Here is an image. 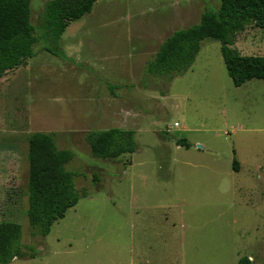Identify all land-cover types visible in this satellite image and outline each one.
Returning a JSON list of instances; mask_svg holds the SVG:
<instances>
[{
    "label": "rangeland",
    "instance_id": "obj_1",
    "mask_svg": "<svg viewBox=\"0 0 264 264\" xmlns=\"http://www.w3.org/2000/svg\"><path fill=\"white\" fill-rule=\"evenodd\" d=\"M49 1L31 0L37 56L0 79V222L15 213L36 255L12 264H264V81L236 88L214 40L170 85L146 76L161 45L221 0H99L58 46L41 28ZM231 49L264 57V30ZM110 129L134 132L137 152L93 158L87 133ZM36 133L74 154L67 168L87 192L45 239L23 215Z\"/></svg>",
    "mask_w": 264,
    "mask_h": 264
},
{
    "label": "trees",
    "instance_id": "obj_2",
    "mask_svg": "<svg viewBox=\"0 0 264 264\" xmlns=\"http://www.w3.org/2000/svg\"><path fill=\"white\" fill-rule=\"evenodd\" d=\"M98 1L47 2L41 15V28L47 32L45 39L58 46L68 27L91 14ZM252 26L264 30V0H221L218 11L206 10L198 25L173 33L161 45L146 67V76L157 85H170L192 69L203 42L214 40L222 45L225 66L236 88L254 80L264 81V57L242 56L231 49L237 36ZM38 42L36 29L31 24V0H0V79L35 58ZM46 51L60 58L65 56L60 47ZM85 141L91 156L103 161L137 152L135 133L122 129L91 131ZM179 146L190 148L187 141L179 142ZM28 160V183L22 194L27 198V210L21 212L28 220L31 237L45 239L53 225L65 219L68 211L87 197V192L77 188L76 175L67 168L74 154L58 149L51 135L36 133L30 137ZM234 169L239 171L236 160ZM19 201L16 208L22 207V197ZM14 214L0 222V264L36 257L32 248L23 245L22 227L13 219ZM239 264H252V261L242 258Z\"/></svg>",
    "mask_w": 264,
    "mask_h": 264
},
{
    "label": "built area",
    "instance_id": "obj_3",
    "mask_svg": "<svg viewBox=\"0 0 264 264\" xmlns=\"http://www.w3.org/2000/svg\"><path fill=\"white\" fill-rule=\"evenodd\" d=\"M178 126V125H177Z\"/></svg>",
    "mask_w": 264,
    "mask_h": 264
},
{
    "label": "crops",
    "instance_id": "obj_4",
    "mask_svg": "<svg viewBox=\"0 0 264 264\" xmlns=\"http://www.w3.org/2000/svg\"><path fill=\"white\" fill-rule=\"evenodd\" d=\"M179 126V125H178Z\"/></svg>",
    "mask_w": 264,
    "mask_h": 264
}]
</instances>
